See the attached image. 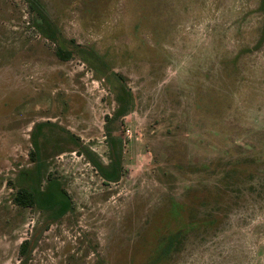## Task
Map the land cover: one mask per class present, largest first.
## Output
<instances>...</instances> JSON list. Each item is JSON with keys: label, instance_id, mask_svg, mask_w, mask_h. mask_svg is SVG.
I'll return each instance as SVG.
<instances>
[{"label": "rangeland", "instance_id": "1", "mask_svg": "<svg viewBox=\"0 0 264 264\" xmlns=\"http://www.w3.org/2000/svg\"><path fill=\"white\" fill-rule=\"evenodd\" d=\"M31 3L0 0V264H264V0ZM33 156L64 210L12 201Z\"/></svg>", "mask_w": 264, "mask_h": 264}, {"label": "trees", "instance_id": "2", "mask_svg": "<svg viewBox=\"0 0 264 264\" xmlns=\"http://www.w3.org/2000/svg\"><path fill=\"white\" fill-rule=\"evenodd\" d=\"M28 4L32 6L31 0H28ZM54 53L61 59L68 58L72 54L69 49H64L57 44L55 45ZM116 99H118V97H116ZM117 108L118 109L116 112H120L124 108V105L121 103ZM105 116L107 117V115ZM107 138L110 150L108 162L106 164H102L92 155H89L88 158L102 178L107 180H115L118 176L119 160L116 157L110 137ZM32 158L34 159V170H32L29 174V170L27 168L20 169L19 174L24 178V180L23 183H17L14 186V191L11 196L12 201L19 205L34 204L42 209H57V211L64 210L69 203V196L65 188L60 184L56 176H53L49 173L46 175L45 184L43 187H40L38 184V168L40 163L37 157L33 156ZM29 181H31V184ZM167 244L165 247H167ZM29 249V238H22L17 245L18 261L16 264H25L28 259Z\"/></svg>", "mask_w": 264, "mask_h": 264}]
</instances>
